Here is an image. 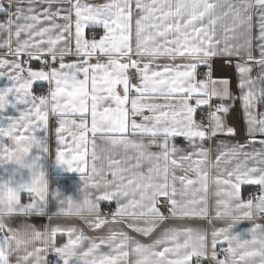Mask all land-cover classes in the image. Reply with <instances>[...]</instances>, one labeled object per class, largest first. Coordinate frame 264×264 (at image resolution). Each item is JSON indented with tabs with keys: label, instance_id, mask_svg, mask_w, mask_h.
Wrapping results in <instances>:
<instances>
[{
	"label": "snow or ice",
	"instance_id": "obj_1",
	"mask_svg": "<svg viewBox=\"0 0 264 264\" xmlns=\"http://www.w3.org/2000/svg\"><path fill=\"white\" fill-rule=\"evenodd\" d=\"M0 16V264H49V249L55 264H264V0H0ZM89 27L104 35L89 41ZM214 58L234 59L238 94L211 78ZM32 59L43 68H26ZM34 80L48 81L47 95L33 94ZM236 101L245 142L206 147L237 136L226 123ZM205 108L207 127L195 119ZM68 174L71 194L50 189ZM245 184L260 195L242 199ZM14 216L57 223L14 228ZM198 220L226 223L209 239Z\"/></svg>",
	"mask_w": 264,
	"mask_h": 264
},
{
	"label": "crops",
	"instance_id": "obj_2",
	"mask_svg": "<svg viewBox=\"0 0 264 264\" xmlns=\"http://www.w3.org/2000/svg\"><path fill=\"white\" fill-rule=\"evenodd\" d=\"M85 2L87 3H102L104 2V0H85ZM3 17L0 16V20H2ZM74 19V17H73ZM59 23H63V21H58ZM97 35V36H96ZM104 35V30L102 27H89L87 29H85V38L88 39L89 41H91L93 38H101ZM253 35H256V30H253ZM72 43L70 45V47H72V49L74 50L75 48V39H74V28H73V35L71 37ZM254 45L256 43L255 39L253 41ZM254 55L258 56V49L254 50ZM11 59V57H10ZM23 59L28 60V57H24ZM44 59H49V57H44ZM65 62H72L78 59V57H76L75 55H66L65 56ZM101 59H106V57H101ZM93 62H95V58H93ZM166 61L161 60L160 63H165ZM179 62V61H178ZM39 63H42L40 60L37 59H32L30 61L29 64H26L25 67L28 68L30 67L32 70H40L43 67H39ZM208 64H210L211 66V78L214 80H220V79H228L230 81V90L233 94H238L239 93V89L237 87V79H238V75L235 69V62L233 59V63L232 64H228L225 62V58H214L210 61H208ZM57 66L58 65H54ZM201 69H204L207 71H209V68L204 66L203 62H200V67ZM197 68V69H198ZM45 71H47V69H44ZM130 72L133 73L132 75V83L136 84L138 83V78L135 76L134 74V70H130ZM260 70L259 68H254L252 71V77L256 78L259 74ZM198 79V78H197ZM7 80L5 79H0V87H4L7 84ZM36 87H41L40 89H43L46 93V95L49 92V88L50 85L48 83V81H44V80H34L33 84H32V91L33 94L35 95V91L38 90L36 89ZM194 103V101H193ZM220 103H224V104H230L231 102L229 100H218L213 98L211 101V104H215L218 105ZM203 109H198L197 113ZM262 111H264V109H261ZM196 113V115H197ZM195 115V117H196ZM139 121V117L136 118ZM226 123L229 125H232L236 128L237 130V136L235 138H226V137H216L214 139H209L205 142V146L211 148L214 143L220 139H234L235 141L244 143L245 139H246V135H245V124H244V120H243V116H242V112H241V104L239 101H236L235 103V107L232 108L230 110L229 115L226 118ZM56 126V118L55 117H51L50 118V130H49V147L51 151H55L56 148V143H55V137H54V133L53 130ZM207 127V126H205ZM99 143V141H98ZM175 145L178 148H182L185 151H191V148L188 144V142L186 140H184L183 138H176V140L174 141ZM258 147V145H257ZM90 149V146H89ZM91 150V149H90ZM250 150V149H249ZM119 158V157H116ZM189 175H191V173H189ZM78 183V178L73 176L72 174H68V178L62 179L61 181H59V183H57L56 181L50 180V189L51 188H55L57 186L61 187V190L64 191L66 194H71L74 190H75V184ZM255 189H259L258 186H254V185H242L241 186V197L244 200H247V196L249 194L250 191L255 190ZM210 194H211V190H210ZM22 202L27 203L28 201V197L25 195L22 198ZM115 204L114 203H107L104 202L101 204V210L103 212L104 209H114ZM163 211L166 212V209H162ZM104 214V213H103ZM104 215H109V214H104ZM8 220V223L11 224L12 227L14 228H19L21 227L22 224H30L33 225L36 229L44 231L49 229L53 224L57 223V221L55 220V218H53L52 220H49V218L47 216H14L11 218H6ZM261 221H264V217L260 218ZM71 223L76 224L77 226H79L80 228H82L86 234L90 235V236H95L97 235L96 232H92L90 231L84 224L82 221L76 219L71 221ZM194 224H198V225H202L206 230H208L209 232V239L210 237V233H211V229H212V223H215L216 227H223L225 225L226 222H221V221H215V222H210L207 220L204 221H193ZM252 224V221H242L239 225L238 230L243 231L245 230L247 227H250ZM111 227H118V228H122L124 227V225H111ZM107 230V226L106 228L103 230L106 232ZM133 235H135L133 233ZM139 239L144 240L145 238L143 237H138ZM64 238L63 237H57L58 241H62ZM39 246V245H37ZM21 255H23V253H21ZM45 259L49 262V260H53L52 262H49V264H55L56 260H57V256L55 254L54 251H52L51 249H49L47 252L42 254ZM13 264H15V261L13 260ZM193 264H195V260L193 261ZM203 264H211V259L208 258L206 260H204Z\"/></svg>",
	"mask_w": 264,
	"mask_h": 264
},
{
	"label": "built area",
	"instance_id": "obj_3",
	"mask_svg": "<svg viewBox=\"0 0 264 264\" xmlns=\"http://www.w3.org/2000/svg\"><path fill=\"white\" fill-rule=\"evenodd\" d=\"M39 67H43V64L42 63H39ZM207 71L204 70V69H201V68H198L197 69V78L198 79H207ZM35 95H46L45 91L43 89H38L35 91ZM213 106H215V104H212ZM208 111H210V109H203V110H200L195 119L197 121V123H201L203 121V125L204 126H208L209 124V121L207 119V113ZM260 195V192H259V189H255V190H252L249 192L248 196H247V199H249L250 197H256V196H259ZM103 213L104 214H109L110 213V210L109 209H104L103 210ZM53 260H49V262H52Z\"/></svg>",
	"mask_w": 264,
	"mask_h": 264
},
{
	"label": "trees",
	"instance_id": "obj_4",
	"mask_svg": "<svg viewBox=\"0 0 264 264\" xmlns=\"http://www.w3.org/2000/svg\"><path fill=\"white\" fill-rule=\"evenodd\" d=\"M97 36V35H96ZM41 87H36V89H40Z\"/></svg>",
	"mask_w": 264,
	"mask_h": 264
}]
</instances>
